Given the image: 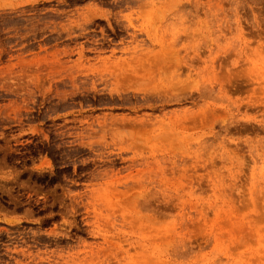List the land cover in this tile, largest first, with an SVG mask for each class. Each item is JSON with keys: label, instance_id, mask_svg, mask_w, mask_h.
<instances>
[{"label": "rangeland", "instance_id": "374dc122", "mask_svg": "<svg viewBox=\"0 0 264 264\" xmlns=\"http://www.w3.org/2000/svg\"><path fill=\"white\" fill-rule=\"evenodd\" d=\"M0 264H264V0H0Z\"/></svg>", "mask_w": 264, "mask_h": 264}]
</instances>
